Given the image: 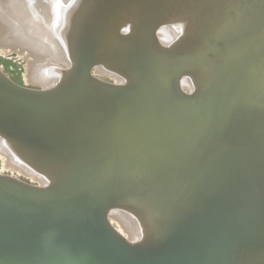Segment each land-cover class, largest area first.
I'll list each match as a JSON object with an SVG mask.
<instances>
[{"label":"bare ground","instance_id":"1","mask_svg":"<svg viewBox=\"0 0 264 264\" xmlns=\"http://www.w3.org/2000/svg\"><path fill=\"white\" fill-rule=\"evenodd\" d=\"M64 1L0 0V51H16L25 60L24 81L50 93L20 92L8 81L5 86V78L1 80L0 156L3 168L28 175L37 187L53 181L60 185L72 180V184L64 186L65 190L60 187L64 184L58 185L64 197L58 187L55 193L51 190L39 196L37 189L7 179L13 176L0 175V195L8 200L35 199L27 203L51 208V212L61 211L60 202L71 207L72 198L79 197L74 201L78 204L84 200L102 205L111 200L116 205L101 209L102 219L131 243H145L153 250L164 236L163 240L170 238V249L177 250L220 234L221 239L229 237L225 263L264 264V252L258 251L264 242V174L259 178L252 170L264 153V138H259L251 154L247 141L224 143L227 149L218 156H226L225 162L220 156L208 155L211 149L218 152L219 144L225 142L219 137L228 132L241 127L248 136L254 125H264V86H251L257 74L264 75V9H257L254 27L243 30L237 54H225L236 40L220 41L244 24L229 26L230 14L218 13L230 0H220L222 7L207 5V11L206 6L201 8L207 1L199 7L198 0L192 1L199 6L179 0L172 14L170 0H96L95 11L79 0L71 7ZM170 14L175 18H170L172 25L166 21ZM218 17L220 22L213 20ZM124 18L130 22L123 24ZM189 18L191 23H185ZM183 30L192 39L178 44ZM212 40L218 42L216 55L210 49L203 51ZM172 64L183 68L170 70ZM92 70L111 76L113 87L94 84ZM131 84L135 87L123 90ZM197 93L202 96L191 100V106L172 97ZM104 94L113 97L105 100ZM60 119L69 124L55 125ZM79 119L86 120L87 126L72 124ZM189 121L194 127L190 140L184 135ZM187 140L192 148L188 155L183 151ZM86 157L94 161L89 159V163ZM234 166H241V183L235 178L241 170L235 176ZM64 170L68 175L64 176ZM175 177L182 182L174 184ZM155 178L163 179L164 193L170 195L174 207L169 217L160 219L167 233L157 226L154 210L158 206L154 208L147 198L153 186H141ZM180 189L195 192L187 194L189 200L181 190L182 201L186 197L191 206L185 207L186 202L174 196ZM179 203L186 210L182 205L179 209L186 212L179 211L182 214L174 218L171 212L179 210ZM160 210L168 214L162 204ZM232 221L235 225H230ZM155 226L157 233V229L164 233L157 242ZM245 243L256 247L244 249Z\"/></svg>","mask_w":264,"mask_h":264},{"label":"water","instance_id":"2","mask_svg":"<svg viewBox=\"0 0 264 264\" xmlns=\"http://www.w3.org/2000/svg\"><path fill=\"white\" fill-rule=\"evenodd\" d=\"M134 87L135 84L124 85L123 90ZM189 96L197 98L200 93ZM239 129L241 127L219 137L225 142L218 143L220 145L218 152L211 149L208 155L218 156L219 151L227 149L224 143L234 144L245 141L252 149L250 154L253 153L259 138H264L261 134V132L264 133V125L261 123L254 125L251 134L248 132V136ZM221 158L223 162L226 161V156ZM263 161L264 153L254 161L252 170L260 171L261 175L264 174L262 172L264 169H261L264 166ZM256 168L260 170L257 171ZM255 172L252 174H256ZM7 179L26 188L37 189L41 192L39 196L54 190L56 186V181L44 187H37L13 178ZM77 199L72 198L70 201H79V197ZM21 200L23 201H17L15 198L8 200L0 195V264L229 263L224 262V254L229 248L227 246L229 237L225 236L221 239L220 234L216 237L212 236L211 239H204L198 245L192 243L188 247L177 250L170 249L168 244L170 238L162 240L153 250L147 249L145 243H131L123 239L105 225L102 219L101 209L104 207L109 209L116 205L112 204L111 200L104 201L103 206L98 201L85 204L83 200L80 204L72 201L73 205H69L71 207H64L66 204L60 202L63 207L58 212H51L49 211L51 208L46 210L36 204L31 205L22 197ZM239 221L237 220V223ZM230 225L235 224L232 221ZM258 251L264 252V242H261Z\"/></svg>","mask_w":264,"mask_h":264},{"label":"rangeland","instance_id":"3","mask_svg":"<svg viewBox=\"0 0 264 264\" xmlns=\"http://www.w3.org/2000/svg\"><path fill=\"white\" fill-rule=\"evenodd\" d=\"M76 1H78V0H65L64 1V5L66 6V7H71V6H73V4H74V2H76ZM96 0H79V2H84L85 4H87L86 6H87V9L89 10V11H95L96 10V3H94ZM159 0H154V2H158ZM173 1H175V2H173ZM177 1H179V0H170L169 2H170V4H174L172 7V12H171V14L173 13V10L174 9H176V7H177V5L179 4V3H177ZM183 1H185V0H183ZM193 1H196L197 2V0H193ZM192 0H191V2L192 3H194V5L196 4V2H193ZM201 1V3H199V0H198V3L197 4H202V1L203 0H200ZM207 1V2H206ZM209 0H204V2H206L207 4H205V3H203L202 5H204V8H203V6L202 5H197L196 4V6H199V7H201L202 9H205V6H206V11H207V5H209V8L212 6V8L214 7V5H218V4H220L221 5V7L223 6V4L222 3H220L221 1L220 0H217L218 2L217 3H215L216 2V0H211V2H208ZM213 1H215V2H213ZM220 1V2H219ZM225 1V0H224ZM235 3H237V5L234 3V2H231V0H230V4L228 3V6H226V7H223V8H220V9H218V13H220V11L222 12V13H220V14H230L228 17L230 18L229 20H228V22L227 23H229V22H231V23H229V24H227V25H229V26H231L232 25V23H233V25L234 26H236V25H238L240 22H243L244 24L242 25V27L241 28H238V29H235L233 32H230V33H228V35L227 36H225L223 39L224 40H222V41H220L221 43H223V41H224V43H226V42H229V41H232V40H236V42L234 43V42H232V43H230V46H229V49H228V51H226L225 52V54L226 53H228L229 51H232V54H234V53H236L237 54V47L241 44V42H242V37L244 36V32H243V30H248V29H251V28H253L254 27V23H253V17H254V15L256 14V11H257V9H264V0H233ZM238 1H240V4H238L239 2ZM247 1V2H246ZM173 2V3H172ZM186 2H188V0L187 1H185L184 3H186ZM190 2V3H191ZM223 2V1H222ZM226 2H229V1H227L226 0ZM243 2V3H242ZM177 3V4H176ZM209 3V4H208ZM235 4L236 6H232V4ZM211 4H214V5H211ZM241 4H242V6H241ZM186 5H189V3L188 4H186ZM186 5H185V7H186ZM238 5H239V7H238ZM219 6V5H218ZM184 7V6H183ZM233 8V10H232V8ZM236 7V8H235ZM243 7V8H242ZM248 7V8H247ZM187 8V7H186ZM237 8H238V10H237ZM138 9H141V6H138V8H137V10ZM230 9V10H229ZM235 9V10H234ZM255 9V10H254ZM179 10V9H178ZM209 10V9H208ZM220 10V11H219ZM242 10V11H241ZM177 11V10H176ZM180 11V10H179ZM230 11V12H229ZM235 12V15L233 14L234 12ZM238 11V12H237ZM181 12V11H180ZM180 12H176V13H178V14H180ZM237 12V13H236ZM241 12V13H240ZM176 13H174L173 14V16L174 17H176ZM245 13H246V15H245ZM170 14V16H168L166 19H164V20H166V21H170L169 23L172 25L173 24V20L175 19H173V16ZM177 14V17L179 16ZM183 14V16H184V13H182ZM182 14H180V16L182 15ZM234 15V16H233ZM243 15V16H242ZM193 17V16H192ZM191 17V18H192ZM236 17V18H235ZM242 17H244V18H242ZM170 18H172V19H170ZM219 18V17H218ZM218 18H215V19H213L214 21H216V22H220L221 21V18H219V21H218ZM232 18V19H231ZM242 18V19H241ZM127 18H124V19H122V23L123 24H127V23H129L130 21H128V19L126 20ZM237 19V20H236ZM163 20V21H164ZM172 20V21H171ZM166 21H164L165 22V24H167V22ZM234 21H235V23H234ZM163 22V23H164ZM236 22H239V23H236ZM185 23H188V24H190L191 23V19L189 18V21L187 20V22H185ZM242 24V23H241ZM232 25V26H233ZM175 28H177V29H179L177 26H175ZM236 28V27H235ZM173 31V30H172ZM171 31V33H174V32H172ZM184 31V30H183ZM180 31V35H183L182 37L180 36V38H179V40L178 41H180V42H178V44H180L181 42H182V44L185 42H187L188 40H190V39H192V38H190V36H191V34H189V32L186 30V32L184 31ZM183 32V33H182ZM182 33V34H181ZM188 33V34H187ZM187 36H186V35ZM186 36V39H182L183 37H185ZM183 40V41H181V40ZM196 40V39H195ZM198 40H200V39H198ZM191 41H193V40H191ZM220 42H219V44H220ZM215 43H216V45L218 44V42L217 41H215V40H212L211 41V43H209L206 47H204L203 48V51H206V50H211L212 51V54L213 55H216V48H217V46L216 47H214L215 46ZM181 44V45H182ZM213 47V48H212ZM231 53V52H230ZM223 55V57L224 58H227L228 56H226V55ZM207 55V54H206ZM231 55V54H230ZM211 56V55H210ZM172 57V58H171ZM170 57V59H172L171 61L172 62H177V57H175V58H173V56H171ZM24 64H25V60H24V58H22L21 56H19L18 54H17V52L16 51H14V50H11L10 52H8V53H4V52H2V51H0V71L2 72L1 74H2V76H3V78H1L2 76H0V83L2 84L4 81H5V83H3L5 86H7L9 83L12 85H10V87L11 88H13V89H15V90H17V91H22L23 92V89H25V91H26V93H30L29 91L30 90H34L35 92H38V94H40V90L43 92H41L42 94H44V92L46 91H44V90H42L41 89V87H40V85L39 84H33L32 82L30 83V82H27L26 83V81H24V73H25V68H24ZM230 64H233V62H230ZM195 67L197 68H199L200 67V64H198V65H195ZM181 68H183V67H181V65H179V64H172V65H170V70H174V69H181ZM184 68H188V70H189V72H193V73H195V72H197L196 70H195V68H191L190 66H184ZM95 72V70H92L91 71V80L93 81V83L94 84H98V85H101V86H105V87H113V85H111V83L112 84H114V79L111 77V76H109V75H107V74H105V73H101V72H98L97 73V71H96V73H94ZM238 72H240V71H238ZM241 73V72H240ZM0 74V75H1ZM94 75V76H93ZM5 78V80L3 81L2 79H4ZM97 79H98V81H97ZM1 80L3 81V82H1ZM7 81L9 82L8 84H7ZM101 82V83H100ZM16 86V87H14V86ZM9 86V85H8ZM7 86V87H8ZM252 88H254V89H257V88H259V87H262V86H264V75H262V74H257V76L255 77V81L252 83ZM9 87V88H10ZM22 89V90H21ZM26 89H30L29 91L28 90H26ZM37 90V91H36ZM25 91H24V93H25ZM48 91L49 90H47V93H48ZM54 91H58V90H54ZM51 92H52V90H51ZM31 93L32 94H34V92L33 91H31ZM30 93V94H31ZM46 92H45V94H47ZM52 93H54V92H52ZM103 93H107V92H103ZM102 93V94H103ZM35 94H37V93H35ZM48 94H50V93H48ZM107 96V97H106ZM110 96H112V95H109V94H107V95H105L104 94V96L103 97H105V98H103V99H110V98H112V97H110ZM110 97V98H109ZM172 97L173 98H175V100L177 101V103L179 102V103H182V104H186V106H191V104H192V101L194 102V100L195 99H197V98H195L194 96H192V97H188L187 95L186 96H177V95H172ZM192 100V101H191ZM78 121V122H77ZM68 125L69 123H67V122H65L63 119H60L58 122H57V124H55V125H57V126H59V127H62V126H64V125ZM72 124L74 125V126H76V125H81V126H84V127H86L87 126V121L86 120H76V121H74V122H72ZM186 125H185V133H184V135L188 138V140H190V137H192V133H193V130H194V127H193V124L189 121V122H187V123H185ZM9 129V128H8ZM187 140V142H188V144H186V146H184V148H183V151H184V153H186L187 155L190 153V151H191V143L189 144V141ZM83 155V154H85V153H80V155ZM83 159H85V155H84V157H82ZM89 159H92L93 160V158H89ZM88 159V157H86V161H88L89 160ZM92 160H90L91 161V163H92ZM90 161H88L89 163H90ZM94 161V160H93ZM64 164H65V162H63ZM68 163H70V162H68ZM93 165V164H92ZM3 166V161H2V157L0 156V175H4V176H6V175H11V176H13V179H17V180H19L20 182H23V183H26V184H29V185H33V186H36L37 185V181L35 180V179H32L31 177H29L28 175H26V174H24V173H21V172H16V171H11L10 172V170L8 169L7 170V168H3L2 167ZM238 167V166H237ZM236 167V168H237ZM241 167V166H240ZM240 167H238V170L236 171L235 169V166L233 167L234 169H233V171L235 172V174H237V175H235V176H238V171H240L241 170V172H239V175H240V173H242V169H240ZM258 171V170H257ZM234 172H232V173H234ZM67 172H66V170H64V172H63V174H64V176H66V175H68V173L66 174ZM259 173V174H258ZM257 174L259 175V178L261 177V173H260V171H258L257 172ZM237 180H238V182L240 181V180H242V176L240 175V177L238 176V177H235ZM240 179V180H239ZM68 181V180H67ZM163 179H160V178H155L154 180H149L147 183H145V184H142L141 186H144V187H151V186H153L152 188H154L153 189V191L147 196V198L149 199V201H151L150 203H151V205L154 207L155 206V204L158 206V208L156 207H154L156 210H154V214H155V219L156 220H159V221H157L158 222V224L159 223H161L160 222V219L162 220V218L163 217H166V216H170L169 214H170V210H173L172 208H174V207H172L173 206V203H171L170 202V195L169 196H166V194L164 193V190H163ZM182 181H181V179L179 178V177H175L174 178V184H180ZM70 183L72 184V180H71V182H70V180H69V183H67L66 184V181H65V184H64V182H62L60 185H62V184H64L63 185V187L62 186H60L59 184H57L55 187H58V185L61 187V188H63L64 190H65V188H64V186L65 187H67V185H70ZM240 183H241V181H240ZM60 187H58L59 189H58V191L59 190H61V191H59L61 194H62V192H63V189H61ZM181 190H182V192H183V189H180V191H176V192H178L177 194H178V196H177V194H176V192H175V195L174 196H176V197H179V199H180V203H182V204H184L185 202H186V205H185V207L188 205V206H191V203H190V201H188V197L189 196H191V195H187V194H192V193H195V192H191V193H184L185 194V196H187V198L185 197L183 200L184 201H182V193H181ZM58 191H57V189H56V193H58ZM180 192V193H179ZM53 193H55V189H54V192ZM52 193V194H53ZM59 194V193H58ZM57 194V195H58ZM61 194H59V195H61ZM181 194V195H180ZM184 194H183V196H184ZM54 195V194H53ZM57 195H55V196H57ZM58 195V196H59ZM137 195V194H136ZM58 196H57V199H59L58 198ZM173 196V195H172ZM5 197V196H4ZM60 197V196H59ZM61 197H64L63 196V194H62V196ZM60 197V199H62ZM7 198V197H6ZM9 198H11V197H9ZM8 199V198H7ZM29 199V198H28ZM27 199V200H28ZM56 199V200H57ZM59 199V200H60ZM178 199V198H177ZM186 199V200H185ZM26 200V199H25ZM33 200H35V199H31L30 198V202H32V203H34L35 201H33ZM55 200V199H54ZM160 201V202H162V203H160V204H162V206H163V208L168 212V214L166 215V214H164V213H162V211L160 210V204H158L156 201ZM189 200H192V199H190V197H189ZM28 201V202H29ZM58 201V200H57ZM182 201V202H181ZM37 202V201H36ZM188 202V203H187ZM37 203H39V202H37ZM180 203L178 204L179 206H178V208L177 209H179V207L182 205H180ZM194 204V203H193ZM197 206H198V204H196ZM141 205H139L138 207H140ZM196 206V208L198 209V207ZM184 206L182 205V210L183 209H185V207L183 208ZM194 209V208H193ZM175 210V209H174ZM182 210H176V214L173 212H171V215L175 218V217H177V215H178V213H180ZM186 210V209H185ZM180 211V212H179ZM184 212H186V211H184ZM183 211H182V213H184ZM182 213H180V214H182ZM158 216H159V218H158ZM172 216H171V218H172ZM173 219V218H172ZM171 221V220H170ZM103 222H105V220L103 219ZM105 224V223H104ZM162 224V223H161ZM105 225H107V224H105ZM112 225L114 226L115 225V222L113 223L112 222ZM164 225V224H163ZM158 226V228L160 229V227H161V225L159 224V225H157ZM166 226H168L167 228L169 229V227H170V225H166ZM165 227V226H164ZM164 227H161L162 229H163V232H166L167 230H166V228H164ZM157 227L155 226L154 228H153V233H155L156 232V229ZM159 229H157L158 230V235H157V237H155V239L156 238H158V236H159V234L161 235L160 237H162V234L164 235V233L162 232V234L161 233H159ZM162 229H161V231H162ZM155 230V231H154ZM166 230V231H165ZM167 233V232H166ZM159 237V238H160ZM162 238H160V240H161ZM163 239H164V236H163ZM162 239V240H163ZM237 239H239V238H236V240ZM157 240H159V239H156L155 241L157 242ZM158 241V244H159V242H161V241ZM235 240V241H236ZM252 241V242H251ZM250 242L251 243H254V240H252V238H251V240H250ZM156 245H157V243H155ZM155 245V246H156ZM245 245V247H244V249L246 248L247 249V246H248V248H250L251 246H252V248H253V246H254V248L256 247L255 245H251L250 243H248V245H247V243H245L244 244ZM251 245V246H250ZM147 247H148V245H146ZM243 247H242V249L241 250H244L243 249ZM254 253V255H253V257L255 258L256 256H255V253L256 252H253ZM256 255H257V253H256ZM258 257V256H257Z\"/></svg>","mask_w":264,"mask_h":264}]
</instances>
